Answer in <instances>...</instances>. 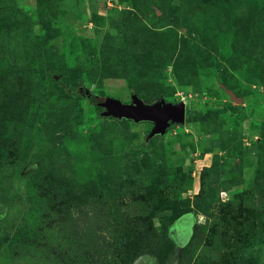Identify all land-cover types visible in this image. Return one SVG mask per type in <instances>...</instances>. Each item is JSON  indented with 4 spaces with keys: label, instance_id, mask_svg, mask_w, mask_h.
Returning a JSON list of instances; mask_svg holds the SVG:
<instances>
[{
    "label": "rangeland",
    "instance_id": "obj_1",
    "mask_svg": "<svg viewBox=\"0 0 264 264\" xmlns=\"http://www.w3.org/2000/svg\"><path fill=\"white\" fill-rule=\"evenodd\" d=\"M0 264H264V0H0Z\"/></svg>",
    "mask_w": 264,
    "mask_h": 264
},
{
    "label": "water",
    "instance_id": "obj_2",
    "mask_svg": "<svg viewBox=\"0 0 264 264\" xmlns=\"http://www.w3.org/2000/svg\"><path fill=\"white\" fill-rule=\"evenodd\" d=\"M234 98L233 92H230ZM104 108V115L117 118H128L135 122L147 120L154 126L148 134V138L160 134L163 135L173 124H182L186 119L185 103L167 101L164 98L154 102H145L132 94L131 102H123L119 98L108 96L98 103Z\"/></svg>",
    "mask_w": 264,
    "mask_h": 264
},
{
    "label": "trees",
    "instance_id": "obj_3",
    "mask_svg": "<svg viewBox=\"0 0 264 264\" xmlns=\"http://www.w3.org/2000/svg\"><path fill=\"white\" fill-rule=\"evenodd\" d=\"M2 62V61H1ZM4 62V61H3ZM44 81V80H43ZM50 81L52 82H54V81H56V82H58L60 85H61V87L63 88V89H65V91L66 90H68V86H67V84L66 83H64L63 81H61V80H56V79H54V78H51L50 79ZM47 82H49V80H47ZM80 89V88H79ZM133 89V88H132ZM93 96H95V97H93ZM98 97V96H97ZM85 98H87L88 100H90L92 103H99V102H101V101H103L104 99L102 98V99H98L97 100V98H96V95L95 94H91L90 96H85ZM99 105V104H98ZM204 111H202V110H192V109H188L187 110V117H189V118H193V117H200V116H203L204 115ZM174 125V124H173ZM172 127V126H171Z\"/></svg>",
    "mask_w": 264,
    "mask_h": 264
},
{
    "label": "clouds",
    "instance_id": "obj_4",
    "mask_svg": "<svg viewBox=\"0 0 264 264\" xmlns=\"http://www.w3.org/2000/svg\"><path fill=\"white\" fill-rule=\"evenodd\" d=\"M186 110H187V108H186Z\"/></svg>",
    "mask_w": 264,
    "mask_h": 264
}]
</instances>
